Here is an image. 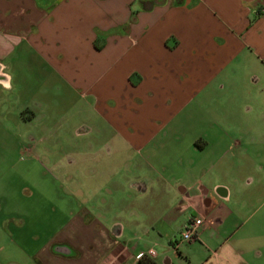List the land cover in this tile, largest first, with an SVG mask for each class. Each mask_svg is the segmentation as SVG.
<instances>
[{"label": "crops", "instance_id": "1", "mask_svg": "<svg viewBox=\"0 0 264 264\" xmlns=\"http://www.w3.org/2000/svg\"><path fill=\"white\" fill-rule=\"evenodd\" d=\"M19 52L93 103L135 173L100 238L1 223L0 264H264V0H0V92L18 97ZM191 218L199 239L175 247Z\"/></svg>", "mask_w": 264, "mask_h": 264}, {"label": "rangeland", "instance_id": "2", "mask_svg": "<svg viewBox=\"0 0 264 264\" xmlns=\"http://www.w3.org/2000/svg\"><path fill=\"white\" fill-rule=\"evenodd\" d=\"M31 58L19 52L6 59L14 70L15 62L21 65L25 83L19 97L16 90L0 92V224L21 234L18 242L87 241L100 234L96 219H112V212L98 215L109 204L127 217L120 208L128 203L124 188L135 172L93 103L60 81L46 79L44 68ZM31 84L38 91H31ZM24 105L42 117L29 114L23 121ZM181 234L177 231V240Z\"/></svg>", "mask_w": 264, "mask_h": 264}, {"label": "built area", "instance_id": "3", "mask_svg": "<svg viewBox=\"0 0 264 264\" xmlns=\"http://www.w3.org/2000/svg\"><path fill=\"white\" fill-rule=\"evenodd\" d=\"M203 220L200 218H191L186 224L181 234V239L175 242V247H179L183 243L195 242L199 239L200 226L203 224ZM154 253V251H152Z\"/></svg>", "mask_w": 264, "mask_h": 264}, {"label": "trees", "instance_id": "4", "mask_svg": "<svg viewBox=\"0 0 264 264\" xmlns=\"http://www.w3.org/2000/svg\"><path fill=\"white\" fill-rule=\"evenodd\" d=\"M141 264H157L156 260L149 254H144L140 257Z\"/></svg>", "mask_w": 264, "mask_h": 264}]
</instances>
